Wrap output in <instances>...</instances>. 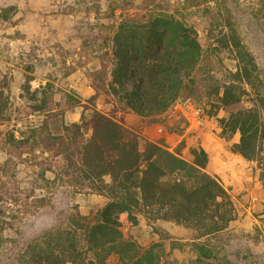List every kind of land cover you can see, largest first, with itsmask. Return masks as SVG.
<instances>
[{
    "label": "trees",
    "instance_id": "1",
    "mask_svg": "<svg viewBox=\"0 0 264 264\" xmlns=\"http://www.w3.org/2000/svg\"><path fill=\"white\" fill-rule=\"evenodd\" d=\"M155 1L144 0V6ZM210 1L183 0V5L198 7ZM224 10L211 13V25L219 26L222 47L237 61L236 70L225 78L218 80L207 70L202 88L198 76L206 65L201 63L203 50L195 31L167 12L151 10L145 21L120 24L111 62L103 60L101 68L92 71L96 93L86 103L65 93L68 107L83 108L79 121L66 122L64 109L54 110L44 97L33 105L34 110L45 113L42 121L19 136L14 129L5 133L4 149L9 158L0 162V193L21 197L23 189L7 167L13 156L31 153L42 167L44 187L66 185L75 192L108 198L94 214L73 211L67 226L48 229L33 238L18 253L15 264H108L114 255L118 264H160L172 249L182 247L173 240L166 252L162 242L144 247L125 237L118 219L123 211L140 213L152 223L182 225L196 239L221 232L236 218L229 190L205 170L208 154L203 148H194L189 160L160 143L146 141L141 147L136 133L98 109L101 95L115 98L123 108L142 116L162 114L179 97L205 95L211 104L210 115L242 103L228 116L218 118L220 134L230 139L239 133L232 151L259 162L264 185V83L229 9L224 6ZM7 107L0 87V124L9 119ZM47 171L54 177H46ZM24 190L27 198L34 191ZM35 202L37 207L45 205L46 197H37ZM9 224L0 216V251ZM154 229L162 238H170L168 231ZM197 247L203 256H211L206 246Z\"/></svg>",
    "mask_w": 264,
    "mask_h": 264
},
{
    "label": "rangeland",
    "instance_id": "2",
    "mask_svg": "<svg viewBox=\"0 0 264 264\" xmlns=\"http://www.w3.org/2000/svg\"><path fill=\"white\" fill-rule=\"evenodd\" d=\"M224 6L254 55L264 83V0H211L198 7H184L183 0H156L148 6H144V0H0V87L9 117L0 124V162L9 158L4 149L5 133L14 129L19 136L42 121L45 113L34 110L33 105L44 97L54 110L64 109L66 122L80 120L83 108L68 107L65 93L86 103L96 93L92 71L101 68L103 60L111 62L113 39L120 24L145 21L151 10L167 12L195 31L203 50L201 63L206 65L198 76L202 88L207 70L218 80L225 78L229 71L236 70L237 61L229 49L222 47L219 26L211 25V13L225 11ZM242 105L210 115L211 104L205 95L179 97L162 114L142 116L123 108L111 96L97 99L98 109L136 133L141 147L146 141L160 143L189 160L194 148H203L208 154L205 170L232 196L236 218L221 232L199 239L182 225L152 223L140 213L120 212L124 236L142 246L162 242L168 252L173 240L182 244L165 255L160 264H264V185L259 162L233 152L239 133L226 139L218 123V118ZM12 160L7 172L10 176L14 173L12 177L23 193L19 199L0 193V216L12 223L5 230L0 264H15L29 241L48 229L67 226L73 211L94 214L108 202L103 195L75 192L66 185L44 187L42 167L31 153L13 156ZM45 176L54 177L51 171ZM24 189L34 190L29 198ZM43 196L45 205L37 207L35 199ZM155 227L168 231L170 238H162ZM197 244L206 246L211 256H203ZM108 264H118L117 256H111Z\"/></svg>",
    "mask_w": 264,
    "mask_h": 264
}]
</instances>
